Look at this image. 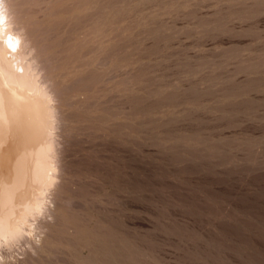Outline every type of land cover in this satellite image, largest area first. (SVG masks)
Instances as JSON below:
<instances>
[{
  "label": "rangeland",
  "instance_id": "obj_1",
  "mask_svg": "<svg viewBox=\"0 0 264 264\" xmlns=\"http://www.w3.org/2000/svg\"><path fill=\"white\" fill-rule=\"evenodd\" d=\"M0 1L58 166L0 264H264V0Z\"/></svg>",
  "mask_w": 264,
  "mask_h": 264
},
{
  "label": "bare ground",
  "instance_id": "obj_2",
  "mask_svg": "<svg viewBox=\"0 0 264 264\" xmlns=\"http://www.w3.org/2000/svg\"><path fill=\"white\" fill-rule=\"evenodd\" d=\"M1 6L2 4L0 5V243L22 236L24 229H27L25 224H28L29 216L43 208L42 194L46 187L53 181L56 182L54 179L58 177L54 174L57 172L55 170L56 141L52 134L56 124L53 123L54 117L57 115L54 116L50 104V93L37 78L39 72L36 71L33 58L31 60L27 58L30 46H26L21 33L10 29L9 14Z\"/></svg>",
  "mask_w": 264,
  "mask_h": 264
}]
</instances>
